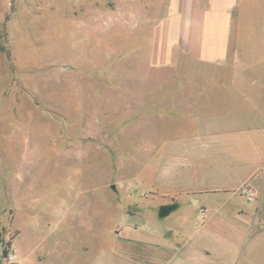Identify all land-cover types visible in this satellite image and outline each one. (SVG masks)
Instances as JSON below:
<instances>
[{"label": "rangeland", "instance_id": "374dc122", "mask_svg": "<svg viewBox=\"0 0 264 264\" xmlns=\"http://www.w3.org/2000/svg\"><path fill=\"white\" fill-rule=\"evenodd\" d=\"M241 1L235 29L258 40L264 0ZM169 6L0 0V264H22L19 247L23 264H139L130 240L154 245L147 256L177 246L160 207H190L184 188L226 157L195 146L224 107L220 68L164 50Z\"/></svg>", "mask_w": 264, "mask_h": 264}, {"label": "crops", "instance_id": "0c3cea01", "mask_svg": "<svg viewBox=\"0 0 264 264\" xmlns=\"http://www.w3.org/2000/svg\"><path fill=\"white\" fill-rule=\"evenodd\" d=\"M241 2L170 0L169 14L157 23L156 35L163 37L164 50L170 45L171 51L189 54L215 73L220 68L224 107L208 134L195 137L200 141L195 146L209 145L226 158L212 157L217 163L215 173L203 187L184 188L191 194L190 207L159 216L178 222L167 226L168 233L180 237L177 246L162 251L165 256L161 252L147 256L154 245L147 242L137 247L129 239L131 247L140 249L130 255L136 263L156 264L152 262L157 257V264H264V25L258 40L255 30L244 26L236 30L238 17L244 15ZM209 96L217 97L215 93ZM184 99L195 98L190 94ZM207 106L218 111L214 103ZM229 110H235L233 118ZM226 160L229 166L224 167ZM173 177L176 180L177 174ZM129 218V227L137 229L135 217ZM136 218L139 223L147 219L143 212ZM18 251L23 264L25 250L19 247Z\"/></svg>", "mask_w": 264, "mask_h": 264}, {"label": "trees", "instance_id": "16d2710c", "mask_svg": "<svg viewBox=\"0 0 264 264\" xmlns=\"http://www.w3.org/2000/svg\"><path fill=\"white\" fill-rule=\"evenodd\" d=\"M178 207H179V203L175 202L172 204L164 205V206L160 207V209L165 210L166 212H168L167 214H169V212H171L172 210H175ZM161 217H163V216H161Z\"/></svg>", "mask_w": 264, "mask_h": 264}, {"label": "water", "instance_id": "95a60500", "mask_svg": "<svg viewBox=\"0 0 264 264\" xmlns=\"http://www.w3.org/2000/svg\"><path fill=\"white\" fill-rule=\"evenodd\" d=\"M168 212H166L165 210L163 209H160L159 210V216H164V215H167ZM16 264V263H15Z\"/></svg>", "mask_w": 264, "mask_h": 264}, {"label": "built area", "instance_id": "2783aa9c", "mask_svg": "<svg viewBox=\"0 0 264 264\" xmlns=\"http://www.w3.org/2000/svg\"><path fill=\"white\" fill-rule=\"evenodd\" d=\"M245 192V191H244ZM251 198V197H250ZM13 258V257H12Z\"/></svg>", "mask_w": 264, "mask_h": 264}]
</instances>
